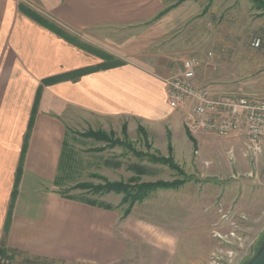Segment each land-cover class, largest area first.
I'll use <instances>...</instances> for the list:
<instances>
[{
  "label": "crops",
  "instance_id": "1",
  "mask_svg": "<svg viewBox=\"0 0 264 264\" xmlns=\"http://www.w3.org/2000/svg\"><path fill=\"white\" fill-rule=\"evenodd\" d=\"M184 2L164 12L171 4L165 0H0V241L68 264H170L184 239L181 217L193 210L179 205L187 202L183 186L152 191L126 217L123 210L43 187L57 181L63 163L66 171L75 163L70 127L80 122L114 132L126 125L129 136H137L143 126L150 144L162 153L171 137L174 156L179 149L191 157L199 138L186 129L182 111L170 106L165 82L190 56L187 44L174 36L187 21ZM108 55L120 61L44 82L97 67ZM203 187L195 195L202 210L216 198L211 183ZM103 195L107 203L123 198L114 191ZM211 248L212 243L201 249L199 262Z\"/></svg>",
  "mask_w": 264,
  "mask_h": 264
},
{
  "label": "rangeland",
  "instance_id": "2",
  "mask_svg": "<svg viewBox=\"0 0 264 264\" xmlns=\"http://www.w3.org/2000/svg\"><path fill=\"white\" fill-rule=\"evenodd\" d=\"M173 1L165 0L166 4ZM186 1L188 3L184 2L182 13L187 16V21L175 28L177 33L174 36L180 38L183 44H187V55L203 58L205 63L198 73L199 80L205 83L215 96L239 94L264 98V8L257 7L252 0ZM119 39L120 36L117 40ZM257 39L260 40L259 45L255 44ZM209 52H212L211 56L208 55ZM179 110L182 111L184 122V110ZM186 129L188 130L187 127ZM87 130V124L81 122L80 126L70 127V132L75 136V163L69 171L63 169L66 166L63 163L58 171L60 183L66 179L65 184L68 186L54 183L50 187H43L44 190H58L61 196L63 193L102 202L107 197L103 194L107 192H82V188L74 185L81 181L94 184L104 182L103 179L93 176L94 172L102 173L105 178L116 181H127L132 176H139L142 181L187 178L180 185L183 186L182 190H186L181 196H188L187 202L182 201L179 205L184 211L190 208L193 210L190 216L181 217L179 228L184 239L180 240L170 264H177L178 260L181 264H211L212 253L223 256L221 264H247L264 246V153L246 154L243 136L222 138L214 134L194 135L188 130L194 137L199 138L198 146L188 158L185 152L179 153V149L176 157L174 156L171 137L168 151L162 153L160 148L150 144L148 135L144 138L139 128L137 136L132 132L131 136L127 134L125 137L123 128L115 131L113 138H121L127 146L113 145L110 140L86 137L82 133ZM179 140H176V143ZM169 144L172 146L171 152ZM102 146L104 149L96 150ZM231 150L234 156L230 154ZM67 153L70 154V150ZM138 153L164 156L171 154L183 173ZM107 162H111V165ZM115 162H118L116 167L112 165ZM140 167L143 169L139 172ZM249 173L252 175L249 176ZM187 181L190 183L184 185ZM210 183L215 189L216 198L202 210L195 195L197 191L204 189L205 184ZM118 199L119 197L112 198L108 203L124 212L126 204H122ZM163 221L166 225H171L170 221ZM231 232L244 236L245 246L241 250L234 244H225L216 235L223 234L225 238L233 241ZM211 243L209 255L199 262L201 249L207 248ZM234 248L237 254L232 255L233 259L227 251ZM9 254V258L1 256L0 261L5 264H68L51 258L28 260L25 254L12 249H9ZM227 259L232 261L228 263Z\"/></svg>",
  "mask_w": 264,
  "mask_h": 264
},
{
  "label": "built area",
  "instance_id": "3",
  "mask_svg": "<svg viewBox=\"0 0 264 264\" xmlns=\"http://www.w3.org/2000/svg\"><path fill=\"white\" fill-rule=\"evenodd\" d=\"M255 44L259 45L260 40L257 39ZM208 55L211 56L212 52ZM204 63L199 56H187L182 60L181 69L165 78L170 106L184 110V123L192 134H214L222 138L240 135L244 137L246 154L264 153V98L239 94L213 95L198 77ZM230 154L234 156L232 150ZM242 217L246 219L244 215ZM216 235L225 244H234L239 250L245 246L243 235L231 232L233 241L223 234ZM236 248L228 250V255L237 254ZM211 259V264H221L223 256L212 253ZM227 260L228 263L232 261Z\"/></svg>",
  "mask_w": 264,
  "mask_h": 264
},
{
  "label": "trees",
  "instance_id": "4",
  "mask_svg": "<svg viewBox=\"0 0 264 264\" xmlns=\"http://www.w3.org/2000/svg\"><path fill=\"white\" fill-rule=\"evenodd\" d=\"M183 1H186V0H174L173 2H171V4L169 6L165 7L164 12L168 11L170 8L180 4ZM252 1L256 4L257 7L264 8V1H262V0H252ZM32 15H34V13ZM102 57H104V56H102ZM104 58H106V60L103 63L99 64L97 67L79 69V70H76L74 72H68V73L58 75V76H53V77H50L48 79H45L44 82L45 83H51V82H54L56 80L69 79V78H72L74 76H79L83 73H86V72L90 71L91 69H96L99 67H108V66L114 65L120 61L118 59H114L110 55H108ZM35 113H36V107L34 106L32 116H34ZM32 123L33 122L30 121L29 130H28V133L26 134V141H25L24 148L22 151V160H21V165H20V168L18 170V175L16 178V184H15V188H14L13 195H12L11 206L14 205L16 195L18 193V183L20 181V176H21V172H22V162H23V158L25 155L26 147H27V138H28V135L30 134V131L32 129ZM139 129H140V132L143 134L144 138H147V132L144 129V127L139 126ZM122 131L124 132V136L127 137L128 133H127V126L126 125H124ZM82 134L85 135L86 137H91V138H94L97 140H110V143H112L113 145L119 144V145H126L127 146V143H125V141L122 140L121 138L116 137V136H115V138H113V136L115 135V132H113V131L108 133L107 131L102 130V129H98V130L89 129V130L83 132ZM102 149H104V146L96 148V150H102ZM169 150H170V152L172 151L171 144H169ZM138 154H143V153H138ZM143 155H146L150 160H152L154 162L166 164L173 169H177L180 173H183V170L175 162V160L171 154H169L168 156L154 155V154H143ZM138 171L139 172L142 171V168L141 167L138 168ZM92 175L96 176L100 179H103L104 182L98 183V184H94L92 182H87V181L86 182H78L77 184L74 185V187H78V188L88 190V192H90L92 194H101L103 192H110V191L122 193L123 198H122L121 203L126 204V207H124V212H123L122 217H126L127 215H129L130 212L132 211V208L135 205V203L141 202L144 199H146L151 194L152 191H154L158 188H175V187L180 186L181 184H183L187 180V178L186 179L184 178V179H175L172 181H166V180L142 181L139 176H132L127 181H124V180L116 181V180H109V179L105 178L104 176H102L101 174L94 173ZM55 184L61 185L60 180H59V175H58V178H57V181L55 182ZM61 194L64 197L75 198V196H72V195H65L63 193H61ZM94 203L99 205V206L105 207V208H110V209L116 208V206L109 204V203H106V202H101V201L95 202L94 201ZM9 215L10 216H8V219L6 222V229L9 227V222H10V218H11V208H10V214ZM9 249H12V250L17 251L19 253L25 254L26 259H28V260H30V259H43V258L50 259L48 257L35 255V254L29 253V252L21 251L19 249L11 248L4 241H2L0 243V257L2 256L4 258L5 257L9 258L10 257ZM52 260H54V259H52ZM0 264H5V262L0 261ZM6 264H8V263H6Z\"/></svg>",
  "mask_w": 264,
  "mask_h": 264
},
{
  "label": "water",
  "instance_id": "5",
  "mask_svg": "<svg viewBox=\"0 0 264 264\" xmlns=\"http://www.w3.org/2000/svg\"><path fill=\"white\" fill-rule=\"evenodd\" d=\"M247 264H264V246L251 261L247 262Z\"/></svg>",
  "mask_w": 264,
  "mask_h": 264
}]
</instances>
